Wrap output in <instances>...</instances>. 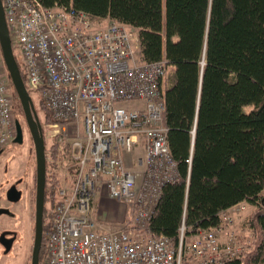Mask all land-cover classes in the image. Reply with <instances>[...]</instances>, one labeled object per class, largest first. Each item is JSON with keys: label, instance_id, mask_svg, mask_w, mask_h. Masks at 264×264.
<instances>
[{"label": "built area", "instance_id": "2783aa9c", "mask_svg": "<svg viewBox=\"0 0 264 264\" xmlns=\"http://www.w3.org/2000/svg\"><path fill=\"white\" fill-rule=\"evenodd\" d=\"M1 1L27 86L48 111L53 138L73 160L68 183L50 195L41 264H225L240 258L247 248L228 230L240 219L237 204L222 212L217 227L194 235H186L181 223L176 243L149 228L162 186L174 182L175 173L164 99L155 93L165 60L140 61L139 40L120 23L36 0ZM2 68L0 54V150L15 131ZM132 102L144 106L119 105ZM140 144L145 157L138 182L123 157ZM105 198L125 205L126 220L116 229L96 218Z\"/></svg>", "mask_w": 264, "mask_h": 264}, {"label": "trees", "instance_id": "16d2710c", "mask_svg": "<svg viewBox=\"0 0 264 264\" xmlns=\"http://www.w3.org/2000/svg\"><path fill=\"white\" fill-rule=\"evenodd\" d=\"M36 1L120 23L135 32L140 61H166L164 121L177 177L162 186L148 224L152 233L176 243L181 223L194 235L217 227L221 211L246 202L256 211L242 218L244 231L235 238L247 249L225 264H264V0ZM13 92L10 85L11 98ZM39 103L44 124H51ZM49 218L44 211L39 264Z\"/></svg>", "mask_w": 264, "mask_h": 264}, {"label": "rangeland", "instance_id": "374dc122", "mask_svg": "<svg viewBox=\"0 0 264 264\" xmlns=\"http://www.w3.org/2000/svg\"><path fill=\"white\" fill-rule=\"evenodd\" d=\"M132 35L135 36V32H133ZM15 53L18 55L17 49H15ZM2 71L5 72L4 78L9 79L6 70L4 69V65ZM11 88L13 91L12 85ZM29 95L42 126L46 155V178L48 179V182L50 181L52 183L51 186L54 187V191L60 186L68 183L73 160L67 155L65 149L57 144V140L53 138L54 130L51 128V125L44 124L43 115L40 111L41 105L37 94L31 90ZM11 99L12 119L14 123L15 121H18L22 128V142L20 144L11 142L10 137V140L8 139L9 143L0 151V207L8 208L12 213L11 216L4 215L0 217L2 225L4 222V233L9 234V239L12 241V245L9 249L4 245V258L1 257L2 252L0 247V264H30L34 237L36 176L35 151L25 123L21 105L14 92ZM119 105L127 109H141L144 106L143 102L119 103ZM68 135L73 136L74 134H71L68 131ZM144 157L145 151L141 144L137 146L131 154H125L123 157L125 166L136 173L138 182L142 178L141 172L143 166L141 165V162ZM11 186H15L21 193L18 202H9L6 199V192ZM47 187L46 182L43 214L45 211L48 215L51 204L50 195L53 191L48 192ZM262 198L263 203L261 205H264V190L262 192ZM99 203L100 205L98 208L100 209L96 210V218L102 222L105 221L104 223L109 229H116L117 226H120L125 222L126 214L125 205L123 203L106 198L105 200H100ZM236 207H238L236 211L240 219L238 218L235 226L228 227L229 232H232L233 236L244 231L242 226H244L243 223L245 220L242 218L249 219V216L256 211V206H252L246 202H241L237 204ZM236 207L232 210H235ZM102 209H107L105 214L109 215L112 214L111 212H118L122 214L121 218L117 221H107L105 220L107 218V216H104L105 214L102 216L100 215ZM113 217L114 216H112V218ZM108 219H111V216ZM218 239L221 242L225 240V236L222 232L218 234ZM236 241L238 242V239ZM248 242H250V239H247V243Z\"/></svg>", "mask_w": 264, "mask_h": 264}, {"label": "water", "instance_id": "95a60500", "mask_svg": "<svg viewBox=\"0 0 264 264\" xmlns=\"http://www.w3.org/2000/svg\"><path fill=\"white\" fill-rule=\"evenodd\" d=\"M0 52L2 60L7 71L9 80L13 87V90L17 96V99L21 105L23 116L26 126L31 136L34 151H35V214H34V237L33 246L31 251V263L39 264V252L42 243L43 234V208H44V194H45V174H46V162H45V145L42 135V127L36 114L32 99L26 91L17 63L14 58L12 43L8 33V27L5 19L3 5L0 0ZM16 135L13 140L14 143L22 142V128L18 121H15ZM21 193L15 186H11L6 193V199L9 202H18L20 200ZM7 213L8 210L0 209L1 213ZM4 245L7 249L10 248V240L4 239Z\"/></svg>", "mask_w": 264, "mask_h": 264}, {"label": "flooded vegetation", "instance_id": "af4514ba", "mask_svg": "<svg viewBox=\"0 0 264 264\" xmlns=\"http://www.w3.org/2000/svg\"><path fill=\"white\" fill-rule=\"evenodd\" d=\"M14 140V137L11 138V142H13ZM9 143V142H8ZM7 143V144H8ZM45 185H46V178H45ZM7 193V192H6ZM3 199H4V196H3ZM8 201V200H7ZM1 210H4V209H7L8 212L7 213H1L0 214V217L4 216V215H12V213L10 212V210L6 207H0ZM4 239L6 240H10L9 239V234L7 233H4V222H3V225H2V222L0 221V247H1V257L4 258ZM12 245V241L10 240V246Z\"/></svg>", "mask_w": 264, "mask_h": 264}, {"label": "bare ground", "instance_id": "6f19581e", "mask_svg": "<svg viewBox=\"0 0 264 264\" xmlns=\"http://www.w3.org/2000/svg\"><path fill=\"white\" fill-rule=\"evenodd\" d=\"M111 22H112V21H111ZM114 23L119 24V23H117V22H114ZM7 27H8V26H7ZM126 30H127V32H129L130 34L133 33L132 30L129 29L128 27H126ZM133 37H135V38L137 39V36H136V35H135V36L133 35ZM165 67H166V69H165V74H164L165 78L162 80L160 86L156 84V91H155V93L158 94L159 97H161L162 99H163V88H164V86H165L166 76H167L166 73H167V68H168L166 61H165ZM172 177H173L174 180L176 179V177H177L176 171H175V173L172 175ZM226 210H227V209H226ZM223 211H225V210H223ZM223 211H221V212L219 213V219L223 216V213H222ZM219 223H220V220H219ZM212 228H213V227H212ZM133 229L135 230V228H133ZM209 229H210V228H209ZM42 236H43V234H42ZM244 253H245V252H243V254H244ZM243 254H242V255H243ZM240 257H241V256H240Z\"/></svg>", "mask_w": 264, "mask_h": 264}, {"label": "crops", "instance_id": "0c3cea01", "mask_svg": "<svg viewBox=\"0 0 264 264\" xmlns=\"http://www.w3.org/2000/svg\"><path fill=\"white\" fill-rule=\"evenodd\" d=\"M98 209H100V208H98ZM97 209V210H98ZM107 209H102L101 210V212H100V215L102 216V215H104L105 214V211H106ZM112 214H105L104 216H107V218L105 219V220H109V221H117V220H119V218H121V215L122 214H120V213H118V212H111ZM111 216V219H108L109 217ZM112 216H114L113 218H112ZM103 222H105V221H103Z\"/></svg>", "mask_w": 264, "mask_h": 264}]
</instances>
